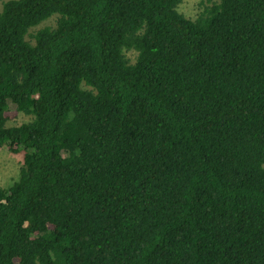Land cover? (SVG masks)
<instances>
[{
    "label": "trees",
    "instance_id": "trees-1",
    "mask_svg": "<svg viewBox=\"0 0 264 264\" xmlns=\"http://www.w3.org/2000/svg\"><path fill=\"white\" fill-rule=\"evenodd\" d=\"M180 2H3L0 264H264V0Z\"/></svg>",
    "mask_w": 264,
    "mask_h": 264
},
{
    "label": "rangeland",
    "instance_id": "rangeland-1",
    "mask_svg": "<svg viewBox=\"0 0 264 264\" xmlns=\"http://www.w3.org/2000/svg\"><path fill=\"white\" fill-rule=\"evenodd\" d=\"M4 1L0 0V9ZM198 2L199 0H181L178 6L179 13L189 19H194L199 10ZM132 55V53H127L128 57ZM27 120L28 117L19 115L15 120L8 122V125H17ZM22 158L23 152L11 153L5 146L0 149V187L9 186L16 179Z\"/></svg>",
    "mask_w": 264,
    "mask_h": 264
}]
</instances>
